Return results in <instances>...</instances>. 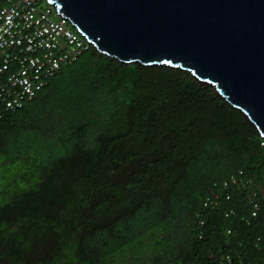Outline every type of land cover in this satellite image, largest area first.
Segmentation results:
<instances>
[{
  "label": "trees",
  "instance_id": "1",
  "mask_svg": "<svg viewBox=\"0 0 264 264\" xmlns=\"http://www.w3.org/2000/svg\"><path fill=\"white\" fill-rule=\"evenodd\" d=\"M260 190L264 138L179 67L88 43L0 115V264H264Z\"/></svg>",
  "mask_w": 264,
  "mask_h": 264
},
{
  "label": "water",
  "instance_id": "2",
  "mask_svg": "<svg viewBox=\"0 0 264 264\" xmlns=\"http://www.w3.org/2000/svg\"><path fill=\"white\" fill-rule=\"evenodd\" d=\"M47 1L103 54L187 70L264 138V0Z\"/></svg>",
  "mask_w": 264,
  "mask_h": 264
},
{
  "label": "built area",
  "instance_id": "3",
  "mask_svg": "<svg viewBox=\"0 0 264 264\" xmlns=\"http://www.w3.org/2000/svg\"><path fill=\"white\" fill-rule=\"evenodd\" d=\"M88 43L47 0H0V115L33 98ZM257 208L251 201L250 214Z\"/></svg>",
  "mask_w": 264,
  "mask_h": 264
}]
</instances>
